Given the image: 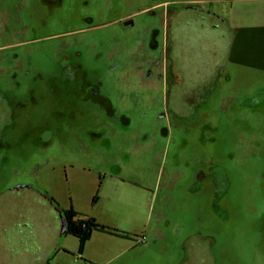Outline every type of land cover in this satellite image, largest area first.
I'll return each mask as SVG.
<instances>
[{
  "label": "rangeland",
  "instance_id": "obj_1",
  "mask_svg": "<svg viewBox=\"0 0 264 264\" xmlns=\"http://www.w3.org/2000/svg\"><path fill=\"white\" fill-rule=\"evenodd\" d=\"M175 1L0 0V90L22 102L0 115V264H264V73L224 66L226 26L190 13L167 99ZM44 194L111 231H62Z\"/></svg>",
  "mask_w": 264,
  "mask_h": 264
},
{
  "label": "crops",
  "instance_id": "obj_2",
  "mask_svg": "<svg viewBox=\"0 0 264 264\" xmlns=\"http://www.w3.org/2000/svg\"><path fill=\"white\" fill-rule=\"evenodd\" d=\"M207 3L218 4L219 10L212 11L206 5ZM181 4L184 8L194 6L200 10H206L213 19H219L226 26L229 39H226L225 34L221 32L216 36L219 46L221 43L223 45L224 66L230 65L242 73L245 72V67L264 73V0H177L174 3V5ZM171 5L172 2L168 4V6ZM226 5H228L227 8ZM186 19L182 23L173 21L172 35L167 36L168 38L171 36L174 49L170 58L175 59L181 72L183 71L176 49L181 46V38L178 35L180 30L186 24L189 26ZM198 23L201 26L204 25V29L208 32L218 29V24L206 19H200ZM194 30L192 32L190 30L189 34H194Z\"/></svg>",
  "mask_w": 264,
  "mask_h": 264
},
{
  "label": "flooded vegetation",
  "instance_id": "obj_3",
  "mask_svg": "<svg viewBox=\"0 0 264 264\" xmlns=\"http://www.w3.org/2000/svg\"><path fill=\"white\" fill-rule=\"evenodd\" d=\"M168 8L165 10V12L162 13L161 18L164 19L163 22V31L162 33L164 35H172V28H173V21L177 22V23H182L185 19L186 16L189 15L190 13H192L194 20V23L196 24V22L200 19H206L207 21H212L213 22V17L208 13V11L206 10H200L197 7L194 6H189V7H181V8H170V6L166 5ZM187 21H189V18L187 17L186 19ZM211 22V23H212ZM149 31H151L152 33V43L155 42L154 37L156 35H158V33L160 32L159 29L156 28H149ZM166 61H168L169 64L166 63H162V66L160 68H157L156 70V75L157 77H160V81H163L162 83L165 84L168 88H167V93H166V98L168 99L170 97V90L172 88H174V86H179V78H181V70L178 68V66L176 65V61L174 58H170V54H166ZM62 70L60 71V74L63 76V80L66 81V83H71L69 86L67 87V102H68V97L69 95H72L73 93H77L80 88L82 87V80L79 76V71L78 70H74L72 66H63L61 67ZM5 73V72H3ZM71 74L75 75V78H70L72 76H70ZM73 79V80H72ZM171 80V81H170ZM207 83V82H205ZM213 80L212 78L209 80V82L206 85H213ZM205 85V86H206ZM194 87L192 89V95H193V99L192 102L193 103H198L200 104H204L208 99H207V88L206 87ZM208 87V86H207ZM206 89V91H205ZM209 89L211 90L212 88L209 87ZM4 90V89H3ZM0 90V115L4 116L3 120H9L11 119V117L14 115V112L11 108V105H16V106H21L22 102L21 99L18 98V100L14 101L13 99H11V97L9 98L8 96H6L7 91H3ZM203 91V92H202ZM205 91V92H204ZM181 95V94H180ZM179 97V96H178ZM185 96L183 95V98ZM181 99L182 96H180ZM197 98V99H196ZM189 99V98H188ZM190 100V99H189ZM59 105H63L66 104L65 101V97L62 98L59 102ZM43 196L45 199H47L52 206H54V209L57 211L59 218L61 220V225L63 227L62 221H64L65 223V229L67 231V226L70 225L73 220L70 219L68 216H66L65 211L66 210H62L59 208L57 202L54 200L53 197H49L47 194L44 195H40Z\"/></svg>",
  "mask_w": 264,
  "mask_h": 264
},
{
  "label": "trees",
  "instance_id": "obj_4",
  "mask_svg": "<svg viewBox=\"0 0 264 264\" xmlns=\"http://www.w3.org/2000/svg\"><path fill=\"white\" fill-rule=\"evenodd\" d=\"M66 216L73 220V222L67 226V233L75 236L79 240H87L90 238V235L93 231H105L110 232L111 230L105 226L100 225L92 217L84 216L77 217L78 214L72 209L65 211Z\"/></svg>",
  "mask_w": 264,
  "mask_h": 264
},
{
  "label": "water",
  "instance_id": "obj_5",
  "mask_svg": "<svg viewBox=\"0 0 264 264\" xmlns=\"http://www.w3.org/2000/svg\"><path fill=\"white\" fill-rule=\"evenodd\" d=\"M62 224H63L62 231H65L66 229H65V223H64V221H62Z\"/></svg>",
  "mask_w": 264,
  "mask_h": 264
},
{
  "label": "built area",
  "instance_id": "obj_6",
  "mask_svg": "<svg viewBox=\"0 0 264 264\" xmlns=\"http://www.w3.org/2000/svg\"><path fill=\"white\" fill-rule=\"evenodd\" d=\"M143 239H144V237H143Z\"/></svg>",
  "mask_w": 264,
  "mask_h": 264
}]
</instances>
